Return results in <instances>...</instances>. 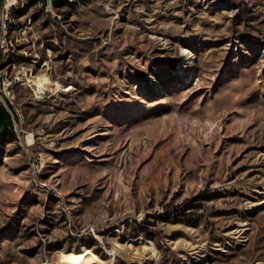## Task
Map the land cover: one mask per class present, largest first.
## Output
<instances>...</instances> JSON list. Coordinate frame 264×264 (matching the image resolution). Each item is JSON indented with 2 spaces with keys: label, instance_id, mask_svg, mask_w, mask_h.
<instances>
[{
  "label": "rangeland",
  "instance_id": "374dc122",
  "mask_svg": "<svg viewBox=\"0 0 264 264\" xmlns=\"http://www.w3.org/2000/svg\"><path fill=\"white\" fill-rule=\"evenodd\" d=\"M1 95L0 264H264V0H0Z\"/></svg>",
  "mask_w": 264,
  "mask_h": 264
},
{
  "label": "trees",
  "instance_id": "16d2710c",
  "mask_svg": "<svg viewBox=\"0 0 264 264\" xmlns=\"http://www.w3.org/2000/svg\"><path fill=\"white\" fill-rule=\"evenodd\" d=\"M62 0H51V3H57ZM80 1V0H75ZM2 99L4 100V104L0 100V134L3 133H9L13 128V119L15 118L14 114L12 113L9 105L7 104L6 99L3 95H1ZM2 133V134H3ZM184 208H175L174 210L178 212V214H184Z\"/></svg>",
  "mask_w": 264,
  "mask_h": 264
},
{
  "label": "bare ground",
  "instance_id": "6f19581e",
  "mask_svg": "<svg viewBox=\"0 0 264 264\" xmlns=\"http://www.w3.org/2000/svg\"><path fill=\"white\" fill-rule=\"evenodd\" d=\"M7 5L11 4L13 0H7ZM185 54L188 53L186 49H183ZM45 90V89H44ZM115 246H119L115 244ZM145 246L152 249V244L149 240L145 241ZM112 252V251H111ZM114 253V251H113ZM47 264V263H46ZM64 264H102V260L90 251L85 252L81 256L66 255V261Z\"/></svg>",
  "mask_w": 264,
  "mask_h": 264
},
{
  "label": "built area",
  "instance_id": "2783aa9c",
  "mask_svg": "<svg viewBox=\"0 0 264 264\" xmlns=\"http://www.w3.org/2000/svg\"><path fill=\"white\" fill-rule=\"evenodd\" d=\"M6 2H8L7 0H6ZM15 3H18L16 0H13L12 1V3L10 4V5H12V4H15ZM42 3H45V5H51L52 3H51V0H48L47 2H42ZM0 100L2 101V102H4V100L2 99V97L0 96Z\"/></svg>",
  "mask_w": 264,
  "mask_h": 264
},
{
  "label": "crops",
  "instance_id": "0c3cea01",
  "mask_svg": "<svg viewBox=\"0 0 264 264\" xmlns=\"http://www.w3.org/2000/svg\"><path fill=\"white\" fill-rule=\"evenodd\" d=\"M17 2H22L23 0H16ZM40 1H42V2H47L48 0H40ZM59 2V1H58ZM57 2V3H58ZM12 5H14V4H12Z\"/></svg>",
  "mask_w": 264,
  "mask_h": 264
}]
</instances>
